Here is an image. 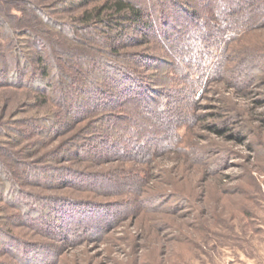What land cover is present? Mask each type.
Wrapping results in <instances>:
<instances>
[{
  "label": "rangeland",
  "instance_id": "1",
  "mask_svg": "<svg viewBox=\"0 0 264 264\" xmlns=\"http://www.w3.org/2000/svg\"><path fill=\"white\" fill-rule=\"evenodd\" d=\"M66 1L0 0V76L15 71L20 52L30 57V51L47 44L51 37L56 39L59 34L63 37L46 24L43 15L70 25L73 35L79 34V27L71 25L72 15L77 12H59ZM29 30L32 36L25 34ZM130 32L140 34L134 29ZM157 45L154 42L147 48L129 46L126 50H140L143 55H167ZM87 52L95 57L101 55ZM227 53L229 57L222 60L220 71L211 70L218 60L215 53L203 62L209 71L203 83L193 87L182 85L179 80L170 83L172 88L163 95L165 103L171 102L176 107L180 94L185 92L191 93L193 101L185 107L187 115L177 128L178 137H166L164 142L169 145L165 148L157 145L149 156L137 155L126 162L109 160L115 157L112 154L101 157L97 154L94 160L76 155L73 151L78 148L77 143L97 144L94 137L104 128L98 112L85 122H70L61 130L68 134L45 142L42 150L33 149L34 153L24 155L27 146L18 149L17 164L2 153L6 143L0 135V157L15 173L23 167H42L47 174L48 167L54 163L47 155L69 152L73 158L62 163L75 167L72 170L78 173L67 172V179L57 187L33 176L20 178L23 191L20 196L32 198V207L37 210H43L48 203L64 202L62 206L69 209L81 207L76 218H70L77 222L56 230L41 228L48 223L36 227L28 215L7 208L19 213L12 230L16 234L15 243L26 258L4 252L0 261L4 264H264V17L241 37L230 41ZM126 61H120L119 65L131 69L134 80L149 83L146 74L150 69L136 61ZM93 62L78 63L87 70ZM191 65L186 64L189 68ZM103 89L111 90V86L104 85ZM33 95L27 88L0 83V128L10 123L13 127H24L19 122L27 117L64 119L69 108L74 109L71 103L56 105L53 100L31 107L28 103L33 101ZM99 95L93 101L106 94ZM53 97L60 101L63 95L58 91ZM180 114L170 109L160 120L165 124ZM157 124L149 121V126L133 140L132 149L141 150L143 146L136 143L151 138L159 143L165 131L158 130ZM109 140L105 143L109 144ZM127 176L135 177L137 181L133 179L131 183L140 185L139 190L138 186L125 185L128 180L121 178ZM35 248L38 255L30 254Z\"/></svg>",
  "mask_w": 264,
  "mask_h": 264
},
{
  "label": "trees",
  "instance_id": "2",
  "mask_svg": "<svg viewBox=\"0 0 264 264\" xmlns=\"http://www.w3.org/2000/svg\"><path fill=\"white\" fill-rule=\"evenodd\" d=\"M70 10L77 12L72 15L71 25L72 28L79 27L78 35H73L70 25L43 15L46 24L62 33L63 37L60 34L56 39L51 37L47 44L42 43L37 50L30 51V57L20 52V62L15 71L8 76H0L2 84L33 91V101L28 103L31 107L53 100L56 105L71 103L74 108H69L64 119L27 117L19 122L24 127H13L11 123L8 127L1 126L0 135L5 137L6 143L2 153L13 164H17L15 155L18 149L27 146V150H23L24 155L34 153L33 149L42 150L45 142L68 134L61 130L70 122H85L97 112L104 127L94 137L97 144L87 146L77 143L75 146L78 148L73 151L76 155L94 160L98 156L112 154L115 157L109 160L127 162L137 155L149 156L157 145L167 147L169 144L164 142L165 138L178 137L177 128L187 115L185 107L193 101L191 93L185 92L180 94V103L176 107L171 102L165 103L163 95L172 88L170 83L179 80L189 87L203 83L209 72L203 62L214 53L218 60L211 70H222V60L224 62L229 57L230 41L241 37L245 30L264 17V0H67L59 12ZM133 29L140 34L132 35L130 30ZM30 33L29 30L25 34L32 36ZM154 42L166 50L167 55H143L140 50H126L129 46L143 45L147 48ZM87 50L96 51L103 57L98 54L95 57ZM74 59H78L81 65L94 62L92 67L83 70ZM126 59L129 63L136 61L151 70L146 74L149 83L134 80L131 69L119 65L120 61L127 63ZM188 63L193 64L191 68L186 66ZM169 69L173 73H168ZM103 79L108 81L103 82ZM104 85H110L111 90L103 89ZM58 91L63 95L60 101L53 97V93ZM101 92L106 95L93 101ZM170 109L181 114L163 124L160 119ZM149 121L158 123V130L163 128L165 135L158 140L159 143L151 138L136 143L143 146L141 150L132 149L133 140L149 126ZM109 138L110 143L106 144ZM47 158L54 163L48 167L46 174L42 167H23L15 173L0 157V255L4 252L17 253L26 258L15 243L16 234L12 230V225L19 220L17 211L28 215L29 221L36 227L48 223L45 228L41 227L45 230L68 227L77 222H72L70 218H76L77 211L81 209L79 206L69 209L62 206L64 202L60 205L48 203L43 210H37L32 207V198L20 196L23 193L18 182L20 178L33 176L53 187L65 182L67 172L73 167L62 162L73 157L69 152L61 151L48 154ZM146 160L148 158L140 162ZM72 171L78 173L77 170ZM121 179L128 180L125 185L138 186L133 181L131 183L135 177ZM7 208L17 211H8ZM30 254L38 255L36 248ZM0 264L4 263L0 261Z\"/></svg>",
  "mask_w": 264,
  "mask_h": 264
}]
</instances>
